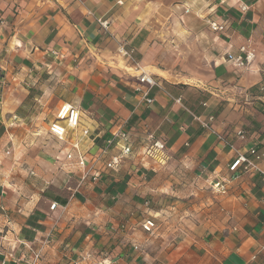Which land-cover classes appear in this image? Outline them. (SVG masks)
Listing matches in <instances>:
<instances>
[{"label":"crops","instance_id":"obj_1","mask_svg":"<svg viewBox=\"0 0 264 264\" xmlns=\"http://www.w3.org/2000/svg\"><path fill=\"white\" fill-rule=\"evenodd\" d=\"M213 1L208 20L225 17V32L201 30L199 0H0V264H33L36 253V264H264V158L261 171L229 169L252 146L264 152V0ZM170 18L183 25L167 26ZM175 34L182 57L168 51ZM244 43L256 60L240 69L225 53ZM134 63L157 76L152 103ZM63 103L82 117L58 140L47 128ZM120 129L134 154L77 188L83 169L67 153L88 164ZM147 135L165 143L164 162L143 156ZM173 164L227 190L212 189L158 238L164 208L145 203L183 195Z\"/></svg>","mask_w":264,"mask_h":264},{"label":"built area","instance_id":"obj_2","mask_svg":"<svg viewBox=\"0 0 264 264\" xmlns=\"http://www.w3.org/2000/svg\"><path fill=\"white\" fill-rule=\"evenodd\" d=\"M247 9H249L248 5H241V10L246 11ZM99 22L102 27L108 28L109 23L107 20L99 19ZM208 24L211 31L215 33L225 32L228 27L227 19L225 17L222 19H209ZM119 50L123 56H126L130 61H133V50L128 49L124 44L120 46ZM225 56L227 61L231 62L235 67L244 69L250 67L256 60V49L250 43H244L238 48L237 51H226ZM134 68L142 69V67H140L137 63H134ZM138 81L141 85L137 87V90L144 92L147 103H152L153 98L148 94L150 89L158 84L157 78L153 74L142 69L138 75ZM3 82L4 76L2 70L0 69V89ZM261 91H264V85H262ZM262 101L264 103V96ZM81 117V110L77 106L71 103H63L58 109L56 119L51 121L47 128L48 135L58 140L66 139L69 130L74 132L77 128H79L81 124ZM209 120H213V117H209ZM201 123L205 127H209L208 121L202 120ZM237 136L241 139H245V130H238ZM147 142V147L143 156H151L160 162H164L166 159L165 143L155 139L152 135H147ZM79 145V142L76 141L72 144V148L77 149L79 148ZM112 146H119V153H111L110 151ZM133 154L134 149L130 134L127 131L120 129L106 140L104 148H102L98 154L94 155V159L90 163L87 164L86 160L81 157L76 160L75 155L72 152H68L66 157L70 161V164L74 163V168L83 169L77 187L79 188L84 185L87 180L97 182L102 172H117L123 161ZM263 158L264 152L259 151L255 145L250 147L247 152L239 153L230 164L229 169L233 172H236L242 166L245 170H260L258 168V162ZM88 165V169H85ZM261 172L264 179V171ZM211 186L212 189L217 192L224 193L227 190L224 181L213 182ZM55 207L56 203H53L51 208L54 209ZM155 227L156 222L152 218L145 219L142 223V228L149 233L153 232ZM135 248H138V246H135ZM39 258L40 253H36L33 264H36Z\"/></svg>","mask_w":264,"mask_h":264},{"label":"rangeland","instance_id":"obj_3","mask_svg":"<svg viewBox=\"0 0 264 264\" xmlns=\"http://www.w3.org/2000/svg\"><path fill=\"white\" fill-rule=\"evenodd\" d=\"M200 2H196V8L198 6V11L199 14L202 13V15H204L205 13L207 14L204 16H196L197 19L201 20L202 24H201V30L202 31H211L209 24L207 22L208 17L211 16L212 13H214V11L217 10V8H215V1L213 0H199ZM211 9H215V10H211ZM212 11V12H209ZM188 20L190 19H184L185 24H191L192 22L188 23ZM168 21V22H167ZM166 21L167 26L171 25V26H181L183 24L180 23V20L175 18L174 21H172V18H170L169 20ZM192 25V24H191ZM213 32V31H211ZM214 33V32H213ZM178 38V34H175L173 36V38L167 39V43L170 42L169 44L171 45L170 49L172 50H168L171 51V54L174 56H178V57H182L183 51L181 50V47H179V41L177 40ZM190 38L187 37V40H189ZM189 43V41L187 42ZM188 51V50H187ZM124 68V67H123ZM126 72L128 74L130 73H137L136 70L134 69H125ZM140 74V71L137 75ZM157 77V76H156ZM170 171H172V175H174V177L171 179V185H177V187L179 188H183V184H185L186 187H184V193L182 196L171 192V190L169 191L168 194L165 195H159V198L157 199V201H153L152 199L149 201V203H145L146 206H151V208L153 207L154 210H161V208H164V211H161L160 214L157 216V221L159 223V235L158 238H161L163 232H165L167 230V228H175V226L177 225V216L179 214H182L184 212H188L189 208L194 207L195 206H199V203L201 202V200L207 199V198H211L213 197V195H215V193L212 191V189L210 188L209 184H207L204 180H202L201 183H198L197 180H195V173H193L192 171V167H183L182 165H178V164H173V166L169 167ZM197 178V177H196ZM185 181V182H184ZM196 181V182H195ZM172 188V186H171ZM200 192V193H199ZM184 196V198H182ZM180 197V199H179ZM153 203V204H151ZM181 205V206H180ZM193 212V211H191ZM190 215V214H189ZM158 227V225H157ZM170 229V230H171Z\"/></svg>","mask_w":264,"mask_h":264},{"label":"trees","instance_id":"obj_4","mask_svg":"<svg viewBox=\"0 0 264 264\" xmlns=\"http://www.w3.org/2000/svg\"><path fill=\"white\" fill-rule=\"evenodd\" d=\"M263 102V101H262ZM263 105H264V103H263Z\"/></svg>","mask_w":264,"mask_h":264},{"label":"bare ground","instance_id":"obj_5","mask_svg":"<svg viewBox=\"0 0 264 264\" xmlns=\"http://www.w3.org/2000/svg\"><path fill=\"white\" fill-rule=\"evenodd\" d=\"M145 69V68H144ZM139 72V71H138Z\"/></svg>","mask_w":264,"mask_h":264}]
</instances>
